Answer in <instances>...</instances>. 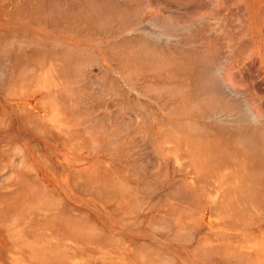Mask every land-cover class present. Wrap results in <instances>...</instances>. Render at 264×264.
Here are the masks:
<instances>
[{
    "label": "bare ground",
    "instance_id": "obj_1",
    "mask_svg": "<svg viewBox=\"0 0 264 264\" xmlns=\"http://www.w3.org/2000/svg\"><path fill=\"white\" fill-rule=\"evenodd\" d=\"M159 1L3 0L0 4L2 91L46 86L51 91L42 92L45 106L60 107L83 131L104 134L102 127L111 123L106 137L115 144L113 158L125 168H120L114 184H106L110 188L87 192L102 203L118 204L106 212L142 216L126 225L137 233L124 240L127 249H59V253L51 244L46 249L49 259L39 264H102L103 259L114 264H183L179 249L200 254L207 264H264V97H259L263 92L256 90V82H250L251 72L248 84L236 69L243 56L241 61L248 60V65L255 61L264 75V0H214L218 14L208 12L220 28L213 25L212 30L226 34L228 47L217 33L218 39L212 37L208 21L211 31L205 30L212 35L206 34L199 17L207 14L197 4L189 8L194 0ZM227 2L234 11L223 10ZM148 6H160L165 15L153 10L151 19L144 18ZM178 7L183 10H173ZM229 52V61L219 59L220 53L227 59ZM45 106H37L38 113L32 114L10 105L7 112L26 127L36 117H48L39 112L49 108ZM30 126L40 134L37 126ZM82 130L75 129L68 138L80 137ZM98 137L100 142L88 147L90 154L110 149L105 136ZM146 150L154 154L147 155ZM168 153L172 157H166ZM179 159L186 160L184 166ZM149 169L156 170L161 181L157 186L156 174H148ZM67 204L58 209L63 219L60 237L66 230L76 231L63 228L65 221L84 217ZM198 216L199 222L204 220V231ZM209 227L217 232L209 233ZM220 230H240L243 235ZM78 232L82 239H90L82 229ZM251 232L258 234L244 238ZM188 241L192 245L185 248L182 243Z\"/></svg>",
    "mask_w": 264,
    "mask_h": 264
},
{
    "label": "rangeland",
    "instance_id": "obj_2",
    "mask_svg": "<svg viewBox=\"0 0 264 264\" xmlns=\"http://www.w3.org/2000/svg\"><path fill=\"white\" fill-rule=\"evenodd\" d=\"M206 1L194 0L195 3H191V7L189 8L192 9L193 4H197L199 5V7L196 5L197 8L202 9L201 12L205 11L206 14L208 15L209 12L211 11L210 13L213 12L212 13L213 15L212 14L211 15L215 17L216 12L218 14L219 11L218 7L216 10V6H215L216 0L215 1L206 0ZM229 3L228 2L227 4L223 3L225 6L223 5L222 7H224L223 10L227 7L226 11L228 10L229 12L230 11L232 12V10L234 11V8L231 7ZM159 7L158 9L156 7L155 9L149 6L148 8L146 7L144 18L151 19L150 16H153V12L159 14L158 16H160L161 14L165 15L164 14L165 10L164 11L160 10L161 7L160 9ZM209 8H211V10ZM173 10L174 11L178 10L181 12L183 9L178 7L175 9L173 8ZM223 10H220L222 11L221 12L222 15H223ZM238 10L240 12V8ZM150 13L152 14L150 15ZM156 14H154V16ZM207 15H205L204 18L202 17L204 19V20L202 19L203 21L201 20V17H199L200 22L202 24L205 23L204 25H206L204 26L205 27L204 31L210 30L207 29L209 27L208 24H206L207 21L212 26V27L210 26L211 30L213 29L214 26H215L214 28L220 26V25L218 26V23H220L219 21L213 20L216 18L214 17L212 18V16L209 14L211 18H209L208 15L207 17L208 19H207L206 18ZM233 15L234 14H232V17ZM225 16H227V14H225ZM210 20H212L213 22L215 21L216 25ZM201 23H198V25ZM198 25H195L194 27L197 28L196 29L197 32L201 30ZM201 28L203 29V27ZM218 29H215V31H217V32L214 31L215 33L213 32V30L212 31L210 30L211 32H213V35L211 32H209L210 34L207 33V31L206 34L212 35V37H217L218 34L220 38V42L222 40H226L227 39L226 34H225L226 37L223 36L224 34L223 35L219 34L218 32L220 31V29L219 30ZM192 33L197 37L199 36V34L198 33L196 34V32L192 31ZM200 34L204 35L202 32ZM222 44L228 47L229 40L228 41L226 40V42L224 41V43ZM231 44L229 46H231ZM235 45L233 44V46ZM237 46L241 48L239 45ZM238 47H236L235 49H237ZM221 49L224 51L226 50V48L224 49V47H222ZM222 50L221 53L225 54L224 51ZM244 50L243 53L245 52ZM232 51L234 53L235 50L232 49ZM230 52L228 53V55L226 53L227 55L226 57H228L227 59L225 58V55L224 57H222L223 54L221 55L220 53L219 59L221 61H225V60L229 61V59H231L229 58ZM236 56L238 58L241 56L240 51L238 55L236 53ZM242 57L243 56H241V58ZM254 57L257 58L256 55H254ZM221 58L224 59L222 60ZM241 58H239V61L241 62V63L239 62L240 63L239 65L238 64L235 65L234 63L235 66L237 65L239 66L236 68L238 69L237 73L238 74L243 73L244 74L243 76L245 77L242 78V80L245 81L248 80V84L251 78L254 79L256 77L255 80L252 79L250 82H253L254 85L256 82L257 85V86L255 85L256 90L260 91V93L263 92L262 94L257 92L261 95V96L259 95V97L262 96L264 97L263 95L264 89H262L264 88L263 87L264 75L262 72L263 70L261 71L262 72L261 74L260 70H257L260 68L258 63L254 61L255 63L253 62L250 63V65H248L249 64L248 60L241 61ZM233 59H236V57L234 56V58H232L231 60L232 62H234ZM228 61L225 63H228ZM258 61L259 60H257V62ZM255 66L258 68H255ZM249 67L253 71L252 70L250 71ZM242 68L245 69L249 68V71H247L248 69L244 70ZM93 69L96 70V68ZM240 70H242V72ZM256 70L259 72L257 73ZM248 72H251L250 79H247L249 77L247 75L250 74ZM253 72H255L257 75L254 74ZM238 74H236V77L240 78L242 74L241 75L239 74L240 76ZM115 77L118 80L120 79L119 77L117 78V76ZM237 81L238 84L244 85L241 80H240L241 82L239 80ZM2 90L3 88H0V116H1L0 118V229L2 232L6 231L4 227L7 225L8 228L10 227L12 231L16 232L17 235L16 245L18 248L16 249L17 264H35V262H37L38 264L44 263L47 259H49L47 258L48 255L46 253V249L51 248L50 246L51 244H52V249H58V252L59 249H66L67 247L68 248L75 247V249H102V250L127 249V246L124 244L125 243L124 240L129 235H133L134 233L135 234L137 233L136 230L134 231L133 229H129L126 227V225L129 224L133 225L131 223H136L140 221L142 218L141 214L138 213L137 216L134 213L129 215V214H120V212L119 213H109V211L106 212L111 207L116 208L118 204L114 202H112L111 204L110 202L109 204L102 203L99 199L100 197H98L93 193L87 192V190L94 187L99 188L105 186L110 188L106 184L107 183L114 184L119 177L120 168H125L124 165H121L113 158L114 155L112 152L115 150V146H114L115 144L114 142L112 143V139L106 137L108 130L110 129L111 123H108L105 129L102 127L104 134L102 132H99L98 130H92L87 132L83 131L82 129H84V127L82 125H78L68 120V118H66L63 115L65 111H62L60 107L55 108L52 106H45L47 103L45 101V97L42 92L49 94L51 91L46 86L39 87L36 85V87H32V89L22 86L15 90L9 89L8 91L9 93L8 92L5 93ZM133 94L135 95L136 92ZM149 94L152 95L151 93H148V95ZM137 99L138 98H136V100ZM262 101L261 103L264 105V101L263 102ZM134 104H136L137 106V107L134 106L136 107L135 111L136 110L138 111L140 109V107L138 106V102L136 101L134 102ZM10 105L25 108L27 111L31 112L32 114L38 113L37 110L39 109L37 108V106L49 107L46 111H39L40 113H47L48 117L45 118H42L41 116L36 117V119L30 122L31 124L28 123V125L26 124V127L25 126L21 127L20 125L17 124L16 120L14 119L12 120L9 113L7 112V107ZM142 110L146 111L145 109ZM55 122L60 123L62 127L56 125ZM30 125L37 126L40 134H37L36 133L37 131L34 130ZM77 128L83 131L80 132L81 136L80 137L78 136V138L69 139L68 136L74 135L75 129ZM56 134L57 137L52 139L51 137H54ZM99 135L105 136L106 143H108L107 147H109L110 149L109 151H100L90 154L88 152L89 151L88 147L94 146L100 142L101 139L98 137ZM148 150H150V148H148ZM148 150H146L145 153L148 152ZM150 152L153 153V151ZM148 153L146 154L148 155ZM152 153H149L150 156ZM169 156L172 157L171 154L168 153L166 157ZM179 160L184 166L186 160L184 159H179ZM130 173L131 172H127V174ZM149 173L155 175L156 170L149 169L148 174ZM129 176L131 177L132 175ZM132 177L137 178L138 176H132ZM154 178H155V180H153L154 185L157 186L161 181H159L157 174L154 176ZM17 196H19V198L22 199L24 203L18 201L16 198ZM65 202L68 203L67 205L71 206V207L68 206V208L73 209L74 211L79 213V216L83 215L84 217H80L77 220L68 219L67 221H65L63 223V228L73 227L76 228L75 229L76 231L66 230L67 234H63L62 237H60L57 234V232L59 230L58 227L60 225V221L63 219L61 218L62 216L60 215L58 209H60L61 204ZM143 216L146 217V215ZM196 218H198L197 223H199L200 227H202L201 231H204V220L203 221L201 220V222H199V216ZM218 218L219 217H216V219ZM82 221H86V223H88V228H85L82 225V223H84ZM77 225H78V229H82L83 231L86 232L85 234L90 237L89 240H86L84 237L83 239L80 237V234L77 229ZM207 229L210 230L209 233L211 234L217 232L214 228L211 227ZM222 232L226 234H232V233L242 234V231L240 230H236L231 233H229L228 231H222ZM5 233L8 234L7 231ZM256 234L258 233L257 232L246 233L244 238H246L247 236L252 237ZM49 235H51L52 239L48 238ZM187 235H190V237L192 236V234L189 232H187ZM71 237H76V239L70 243L68 241V238ZM257 238H259V236ZM60 239L61 241L58 242V240ZM185 239L183 240L185 241ZM106 241H109V243H106ZM182 245L185 246V248L186 247L188 248L192 245V243L188 241L185 242V244L182 243ZM186 250L188 251L179 249L178 252L180 256V262H183V264H188V263L204 264V262L206 263V261L204 260V258L201 257L200 254L199 255L196 254L197 255L196 256L195 254L190 253V249H186ZM3 252L5 253L3 254V257L6 258L11 257L9 252H5L4 249ZM180 253H183L182 256L180 255ZM55 256L56 253L53 257ZM201 258L203 261H201ZM4 261L6 264H8L7 259ZM0 262H3V259L0 260ZM99 262H101L102 264H114L112 261L108 259H103L100 260Z\"/></svg>",
    "mask_w": 264,
    "mask_h": 264
},
{
    "label": "crops",
    "instance_id": "obj_3",
    "mask_svg": "<svg viewBox=\"0 0 264 264\" xmlns=\"http://www.w3.org/2000/svg\"><path fill=\"white\" fill-rule=\"evenodd\" d=\"M2 3H4L3 0H0V4H2ZM4 229L7 231L8 234L5 233L6 231L2 232L0 229V250H1L0 251V260L3 259V261H4L7 259L8 264H17L16 249H18V248L16 245V243H17L16 232L12 231L10 227L8 228L7 225L4 227ZM3 249L5 252H9L11 257H9V258L3 257V254H5L3 252ZM66 249H75V247L74 248H68L67 247ZM12 250H14V251H12ZM1 257H3V258H1Z\"/></svg>",
    "mask_w": 264,
    "mask_h": 264
}]
</instances>
